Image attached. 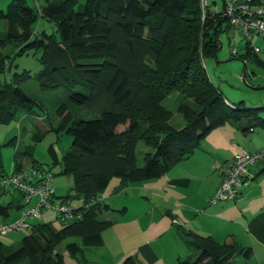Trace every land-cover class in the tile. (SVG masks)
Masks as SVG:
<instances>
[{
    "label": "trees",
    "instance_id": "16d2710c",
    "mask_svg": "<svg viewBox=\"0 0 264 264\" xmlns=\"http://www.w3.org/2000/svg\"><path fill=\"white\" fill-rule=\"evenodd\" d=\"M9 1L6 11L0 10L5 28L0 31V74L10 68L9 58L29 52L39 54L42 68L34 77L36 93L29 92L24 85L31 78L28 70L14 72L10 80L0 82V125L17 120L22 112H33L35 106L48 116L43 98L46 93H54V114H62L55 129L68 134L70 143L60 159L52 145L47 151L51 164L61 163V172L73 177V194L58 198L78 199L82 215L77 220L61 221L58 229L49 223L32 224L30 233L14 247L0 241V264H65L60 247L66 239L97 233L112 224L100 215L109 210L101 201V193L113 176L119 177L120 185L157 178L187 158L213 128L228 123L252 131L258 125L264 126V118L256 109L226 100L199 63L200 56L215 57L220 49V32L230 29L222 10L213 11L209 6L202 19L196 0L201 17L191 27L176 23L189 0H84L81 4L77 0H33L35 6L27 5L26 0ZM39 19L53 24V32H36ZM173 23L176 26L171 33L169 27ZM179 39L172 74L165 81L156 78L157 92L183 90L188 84L207 96L193 97L195 104L189 102L200 109L180 103L177 111L183 127L161 133L153 151L145 152L139 164H128V157L123 154L125 139L117 129L129 125L131 133H143L145 123L168 116L160 94L143 100L139 94L150 64L159 61L169 42L175 44ZM242 49L243 52L232 56L244 64L251 59L264 66L250 42H245ZM52 103L55 105V100ZM126 103L133 106V113L124 111ZM242 118L250 123L238 122ZM20 156L28 158L29 163L18 161ZM1 167L0 159V197L8 194L7 198H0V215L7 217L25 203L24 194L13 186L7 189L3 180L29 167L50 170L34 158L30 147L16 151L10 175L3 173ZM249 177L248 173L246 182ZM181 234L188 249L194 247L199 256L179 257L178 264H230L238 255L244 259L251 256L250 248L218 244L209 236L190 230H182ZM64 248L70 256H80L76 259L78 264H95L83 259L84 248L76 241L65 243ZM122 264L140 263L136 255H128Z\"/></svg>",
    "mask_w": 264,
    "mask_h": 264
},
{
    "label": "rangeland",
    "instance_id": "374dc122",
    "mask_svg": "<svg viewBox=\"0 0 264 264\" xmlns=\"http://www.w3.org/2000/svg\"><path fill=\"white\" fill-rule=\"evenodd\" d=\"M196 0H189L188 5L184 12L180 13L179 20L176 23L183 25L190 24L191 27H195L200 22V15L197 11ZM216 2L218 9L222 10V0H209ZM10 1L0 0V6L2 11H6L7 5ZM84 0H77L78 4L83 3ZM27 5L35 6L33 0H26ZM37 7V6H36ZM1 8V7H0ZM176 24L170 25L171 31H174ZM53 24L50 22L39 19L35 24V31L45 29L47 32H53ZM195 29V28H194ZM223 29V28H222ZM3 21L0 20V31H4ZM171 33H174V32ZM189 37V34H187ZM220 49L216 53L215 57H202L200 56L199 63L205 68L208 79L212 85H214L229 102L238 105L243 102V106L251 109H256L257 114L264 118V66L258 62L249 59L247 63L231 55V49L237 48L238 51L243 52L245 42H250L251 46L260 47L261 52L258 55V59L264 61V37L253 35L251 39H247L241 32L235 29L222 30L219 35ZM169 42L164 49L158 62L150 64V67L145 71L143 81L145 86L139 96L141 100L156 98V94H160V102L168 109L169 114L166 118L160 120H154V122H147L143 127H147L143 133L138 131L137 134L131 133L129 125L119 126L117 132L123 135L125 139L123 154L127 155L128 164H139L141 158L145 152L153 151L155 141L161 139V133H167L169 131H175L183 127L184 123L180 113L177 111L180 103H194L196 98H204V92L201 89H191L186 84L183 90H168L164 93L157 92L156 78L160 81H165L172 74L173 63L175 62L176 49L175 45L181 43V39L175 42ZM8 51V49H6ZM203 58V59H202ZM10 68L6 69L4 74H0V82L10 80V76L14 73H20L23 70H28L31 74V78L24 85L28 88L29 92L36 93L34 77L40 72L42 65L39 62V54H33L29 52L9 58ZM243 70H245V77L243 78ZM191 75V74H190ZM259 88V89H257ZM197 90L193 93V91ZM42 95L41 93H37ZM54 93H46L43 98V104L48 116L45 115L43 109L35 106L33 112H22L19 114L18 119L8 124L0 125V159L1 170L3 173L11 174L13 168V160L16 151L21 152L24 149L30 147L34 158L43 164V168L50 170L52 173V186L55 189V204L59 203L60 196H65L70 193L73 194V177L61 172L62 166L60 164H51V159L48 155V147L52 145L60 159L62 153L68 148L70 143V136L68 134L57 132L56 124L61 118L62 114H54L56 107V99ZM55 100V105L53 101ZM193 108L200 109V107L194 104H190ZM124 111L134 112L133 106L126 103ZM87 116L86 114H84ZM238 122L242 124H249V119L242 118ZM256 127V126H255ZM244 127H237L236 133L230 135L227 139H221L225 141V144H221L222 150L219 151V155H226L231 146L239 145L240 148L248 150L253 147H258L264 143V126L258 125L254 131L249 132L247 135L244 133V139H242ZM215 129V128H213ZM211 129L210 132L213 130ZM209 132V133H210ZM212 133V132H211ZM211 133L209 135H211ZM224 134V133H223ZM220 138L225 137L223 135ZM206 136V135H205ZM202 138V140L205 138ZM217 136V135H216ZM236 136L239 139L236 143ZM247 136V140H246ZM232 137L235 139L232 140ZM230 138V139H229ZM202 140L200 142H202ZM210 141L208 140L206 145ZM206 145L203 146L206 147ZM241 150V149H240ZM18 161H23L25 164L29 163V159L25 157H19ZM213 166L218 167L217 163H213ZM250 180V179H249ZM120 183L118 176H113L106 188L101 193L103 200L110 205L114 210L103 211L100 215L102 219H117L113 228L107 229L103 234L109 235L105 245L101 246H86L83 250V258L96 262L97 264H122L115 258L116 251L120 248H127L129 245L133 246V253H139L141 264H178L176 258L179 256H186L188 254H194V257L199 256V251L194 247L188 249L184 244V239L177 232L178 224H182L181 221L176 223L168 216H161L156 209V204L162 197L156 196V190L152 188L156 183V178L147 179L139 182H133L129 184L125 189L115 190ZM248 183V181L246 182ZM7 189L10 187L7 184ZM144 185V186H143ZM150 187V189L148 188ZM152 188V189H151ZM4 195V196H3ZM0 198L3 200L8 197L7 192ZM38 197L34 196L30 199V202L26 206H35L38 203ZM71 204L78 205V199H69ZM212 203V202H210ZM124 209V214L118 210ZM13 209L9 215L13 213H20L22 211ZM117 210V211H116ZM19 216L17 218H19ZM58 213L54 209L45 210L42 213L41 218L34 219L31 224H43L49 223L53 228L58 229L62 226L58 218ZM7 218V217H5ZM0 215V220L5 219ZM16 218V219H17ZM15 219V220H16ZM14 221V220H13ZM12 222V221H11ZM3 223V222H1ZM30 233V229H22L20 231H13L7 234H0V241L8 246H17L21 238ZM70 241H76L80 243L79 238L71 237L66 239L60 250L63 254L65 264H75V258L71 257L65 250L64 244ZM142 243H147L148 248L151 251V257L149 259L143 258L140 255V248ZM198 254V255H197ZM139 258V257H138ZM244 259L242 256H236L233 258L230 264H241L240 260Z\"/></svg>",
    "mask_w": 264,
    "mask_h": 264
},
{
    "label": "crops",
    "instance_id": "0c3cea01",
    "mask_svg": "<svg viewBox=\"0 0 264 264\" xmlns=\"http://www.w3.org/2000/svg\"><path fill=\"white\" fill-rule=\"evenodd\" d=\"M5 1L8 2V0ZM0 7V10H2V6ZM258 55L260 54L258 53ZM236 128V126L228 123L216 127L211 131L212 133L210 132L211 135L208 133L205 136L199 146L187 158L177 162L156 178V183L152 188L156 190V196L162 197L156 204V209L162 213L161 216L168 215L173 221L179 220L182 222V224L176 225L177 232L181 237L182 230H190L201 236H209L218 244L234 243L241 248H250L251 256L248 259L240 260V263L264 264V172H262L264 163L260 162L250 167V180L241 188L240 200H224L210 203V197L222 179L221 169L215 168L213 163H217L218 167L225 166L231 162L233 156L237 153L264 149V143L258 147H250L248 150H244L245 148H240V150L239 144L231 146V150L226 155H219V151L222 150L221 144H225V141H221V139H227L230 135L237 133ZM244 133L247 135L249 132L244 131L243 135L241 134L242 139H244ZM222 134L226 136L220 138ZM238 134L240 133L238 132ZM238 138L233 140L235 137H232V140L237 143ZM208 140L210 143L206 145L205 143ZM204 145L206 147L203 148ZM129 184L134 183L126 185H120L119 183L115 190L125 189ZM148 188L150 189V187ZM101 201L108 205V212L114 210L103 200V197ZM124 209L118 210L121 212L120 215L124 214ZM18 216L19 213H13L8 215L7 218L4 217L5 219L3 221L0 220V222L8 223L15 220ZM106 220H110L112 224L100 232L80 237V243H77L82 248L105 245L109 235H104L103 233L107 229L113 228V224L115 226L117 219L106 218ZM184 244L186 246L185 241ZM133 249L131 245L127 248H120L116 251L115 258L122 262L126 256L136 255L137 258L139 257L140 263L139 253L136 252L134 254L132 252ZM140 255L146 259L151 257V251L147 243H142ZM186 256L179 257L183 258ZM77 258H80V256L75 258V264H78ZM83 259L97 264L85 259V256Z\"/></svg>",
    "mask_w": 264,
    "mask_h": 264
},
{
    "label": "built area",
    "instance_id": "2783aa9c",
    "mask_svg": "<svg viewBox=\"0 0 264 264\" xmlns=\"http://www.w3.org/2000/svg\"><path fill=\"white\" fill-rule=\"evenodd\" d=\"M199 3L202 19H204V11L207 7L211 6L213 11L218 10V6L212 2L210 4L209 0H199ZM222 14L227 19L229 28L241 32L247 39H251L253 35L264 37V0H225ZM239 51L234 47L231 49V55H238ZM253 51L260 53L261 49L253 46ZM262 160H264V149L251 152L242 151L235 154L229 164L217 167L221 169L222 179L210 197V202L240 200V191L246 184L250 166ZM51 180L50 172L36 167L17 171L3 180L4 184H9L24 194L23 203L25 205H28L34 196H37L39 200L35 206L23 208L16 220L8 223L0 222L1 235L22 229H31V221L41 218L42 213L48 209L56 210L57 218L63 222L77 220L81 217L82 211L78 205L60 198L59 203L55 204V189ZM176 221L174 220L175 223Z\"/></svg>",
    "mask_w": 264,
    "mask_h": 264
},
{
    "label": "water",
    "instance_id": "95a60500",
    "mask_svg": "<svg viewBox=\"0 0 264 264\" xmlns=\"http://www.w3.org/2000/svg\"><path fill=\"white\" fill-rule=\"evenodd\" d=\"M224 3H225V1L224 0H222V8L224 7ZM220 47H221V45H220ZM219 47V48H220ZM245 70H243V78L245 77ZM259 88H264V87H259ZM259 88H257V89H259Z\"/></svg>",
    "mask_w": 264,
    "mask_h": 264
}]
</instances>
